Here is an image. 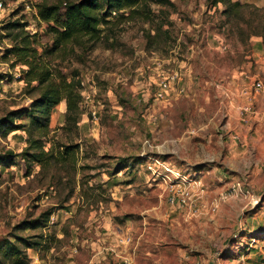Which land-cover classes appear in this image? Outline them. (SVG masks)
Instances as JSON below:
<instances>
[{
  "label": "rangeland",
  "instance_id": "rangeland-1",
  "mask_svg": "<svg viewBox=\"0 0 264 264\" xmlns=\"http://www.w3.org/2000/svg\"><path fill=\"white\" fill-rule=\"evenodd\" d=\"M0 1L2 117L39 96L21 79L25 67L3 57L14 43L3 26L25 22L40 51L53 36L37 14L41 0ZM238 1L245 6L231 18L207 0L152 2L150 19L50 56L69 79L79 73L82 114L73 126L66 99L52 109L49 163L0 164V240L43 244L22 248L24 264L264 262L256 257L264 253V87L256 94L254 85H264V0ZM173 76L157 98L159 82ZM29 144L24 130L0 134V155ZM183 190L191 199L173 205ZM48 212V225L20 228Z\"/></svg>",
  "mask_w": 264,
  "mask_h": 264
},
{
  "label": "trees",
  "instance_id": "trees-1",
  "mask_svg": "<svg viewBox=\"0 0 264 264\" xmlns=\"http://www.w3.org/2000/svg\"><path fill=\"white\" fill-rule=\"evenodd\" d=\"M152 2L163 6L173 5L172 0H60L59 2L41 0L35 4L37 14L48 24V31L53 36L52 47L42 51L38 47V34L29 33L25 22L14 20L3 26L14 41L11 47L6 49L3 57L8 59L13 56L14 66L25 67L21 79L27 86L38 89L39 96L32 101L29 108L12 110L0 117L1 135L7 136L11 132L24 130L29 136L30 143L28 149L21 154L9 151L0 155V164L14 165L17 156L39 163H49L54 158L53 154L45 150L46 142L43 137L50 132L49 116L52 109L64 99L67 100V125L76 126L80 121L83 86L79 73H74L69 79L60 69L53 66L50 56L70 43L91 49L106 37V31L114 25L136 18L150 19ZM207 2L212 7L223 4L225 7L223 14L227 18L239 17L241 9L245 6L238 0H207ZM34 83L36 84L33 85ZM17 119L27 122L17 123ZM51 213L48 212L45 217L26 221L20 228L46 226L50 221ZM42 245L39 240H30L22 236H15L14 239L3 238L0 240V264L3 259L24 264L22 248L40 249Z\"/></svg>",
  "mask_w": 264,
  "mask_h": 264
},
{
  "label": "built area",
  "instance_id": "built-area-1",
  "mask_svg": "<svg viewBox=\"0 0 264 264\" xmlns=\"http://www.w3.org/2000/svg\"><path fill=\"white\" fill-rule=\"evenodd\" d=\"M4 5L3 1H0V8H2ZM177 76V74H176ZM176 76H173L172 79L171 78H165L163 80H161L159 82V90L157 92V98H163L164 95L171 89V85H172V80L176 78ZM255 93H259L264 85L263 82L258 80L255 84ZM252 107L251 106H247L246 107V111L251 110ZM96 112L94 113V118H96ZM241 188V183L236 182L235 184H233L232 189L235 191L236 189H240ZM228 197V194H220V196L218 197L219 201L225 200ZM191 199V195L189 191L183 190L181 191V194H179L178 196L173 195L170 199L171 203L173 205H178V206H184L185 204L188 203V201ZM217 206H214L213 209L216 210ZM193 264H203V262L201 260H196Z\"/></svg>",
  "mask_w": 264,
  "mask_h": 264
},
{
  "label": "crops",
  "instance_id": "crops-1",
  "mask_svg": "<svg viewBox=\"0 0 264 264\" xmlns=\"http://www.w3.org/2000/svg\"><path fill=\"white\" fill-rule=\"evenodd\" d=\"M258 241V240H257ZM253 256V254H251L249 257H252ZM256 257H257V260L258 261H261V259H264V253L263 254H259L258 256H257V254H256ZM262 264H264V262L262 263Z\"/></svg>",
  "mask_w": 264,
  "mask_h": 264
}]
</instances>
